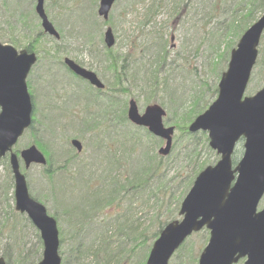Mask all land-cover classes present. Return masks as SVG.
Returning a JSON list of instances; mask_svg holds the SVG:
<instances>
[{"label":"rangeland","instance_id":"374dc122","mask_svg":"<svg viewBox=\"0 0 264 264\" xmlns=\"http://www.w3.org/2000/svg\"><path fill=\"white\" fill-rule=\"evenodd\" d=\"M258 1L117 0L104 21L97 13L99 0H45L46 13L60 34L55 39L43 31L35 0H0V41L18 51L29 47L37 56L27 77L36 125L13 150L19 154L36 145V140L43 144L36 146L48 166L25 168L21 162V171L30 195L58 218L60 249L66 252L64 259L68 256L67 264L78 262L72 261L71 253H79V248L87 249L84 264H143L164 226L182 218L181 203L195 177L220 159L209 145L207 132H191L192 122L185 132L182 125L196 110L199 115L216 100L232 49L264 13V8L255 12L256 18L243 31L244 15ZM108 27L115 36L111 48L104 43ZM109 50L118 55L119 67L125 64L118 85L109 67L113 61ZM65 57L94 71L105 88L78 81L64 65ZM263 87L264 32L244 96H253ZM130 99L140 113L150 104L166 111L164 125L175 128L168 155L158 154L165 145L162 138L127 117L122 119L123 105L128 107ZM47 121L56 123L52 135L44 136L45 142L35 133L48 126ZM73 138L83 144L80 153L71 145ZM192 141L197 145L196 156L188 154ZM243 153L242 139L234 150L235 164ZM44 168L48 174L54 171L52 188L49 181L53 179ZM115 179L118 186L126 187L114 192ZM13 180L7 155L0 160V256L7 257L8 264H38L43 252L40 232L26 214L15 210ZM95 199H101L98 210L81 235L80 212ZM263 207L264 196L258 208ZM104 237L110 245L100 250ZM208 238L207 229L192 234L169 264H198ZM79 241L85 246H79Z\"/></svg>","mask_w":264,"mask_h":264},{"label":"water","instance_id":"95a60500","mask_svg":"<svg viewBox=\"0 0 264 264\" xmlns=\"http://www.w3.org/2000/svg\"><path fill=\"white\" fill-rule=\"evenodd\" d=\"M44 1L36 3L42 27L46 33L59 38L45 12ZM115 1L100 0L99 16L108 19ZM263 32L264 13L232 49L227 70L218 84L217 99L191 123V132H208L209 145L221 158L198 174L182 202V220L166 224L146 264H169L186 238L204 226L210 229V239L198 264H234L243 258L244 264H264V207L258 210L264 195V88L253 96H244ZM104 41L109 48L114 45L111 28L105 32ZM36 61L34 52L18 51L0 42V159L10 152L16 209L26 213L40 230L44 251L38 264H61L57 222L48 215L44 205L30 196L19 158L13 152L19 137L32 124L33 104L26 78ZM65 64L92 85L104 88L95 72L70 58H65ZM127 114L130 121L147 126L153 134L166 140L160 154L171 151L175 128L164 126L162 118L166 112L160 105H149L140 114L136 101L131 99ZM240 139H244V153L233 168L232 155ZM72 144L81 151L79 140H72ZM20 155L26 168L32 163L46 164L44 154L35 145L25 148ZM0 264H6L2 257Z\"/></svg>","mask_w":264,"mask_h":264},{"label":"trees","instance_id":"16d2710c","mask_svg":"<svg viewBox=\"0 0 264 264\" xmlns=\"http://www.w3.org/2000/svg\"><path fill=\"white\" fill-rule=\"evenodd\" d=\"M253 6H255V7H253ZM255 8V9H254ZM263 8H264V0H259L258 1V3L257 2H253L252 3V8H250V9H247L248 11L246 12V14L244 15V18L246 19L245 20V24L247 25V26H245V27H243V31L244 30H246V28L248 27V25L251 23V20L253 19V18H256V14H255V12H259V11H262L263 10ZM232 26V25H231ZM241 28V27H240ZM239 28V29H240ZM1 39H3V40H6L5 38H1ZM8 41L9 42H11V43H13L14 45H18L19 43H18V41H16V39H14V38H12V37H9L8 38ZM7 42V41H6ZM19 46V45H18ZM26 49L28 50V51H30V48L29 47H26ZM110 52H109V58L111 59V61H112V63L110 64V69L111 70H113V72H115L114 74H115V85H118V84H120V82H121V79H122V75H123V73L125 72V64H122L120 67H119V65H118V61H117V54H114L113 53V51L112 50H109ZM111 52H112V54H111ZM115 55V56H114ZM125 58V57H124ZM126 59H124L123 60V62L125 61ZM122 89V88H121ZM115 90V89H114ZM218 90V89H217ZM195 109L194 110H196V106L194 107ZM126 110H127V104L125 103L124 105H123V109H122V112H123V117H122V119L123 120H126ZM194 112V111H193ZM198 113H199V111H197L196 110V112H194L193 113V115H191L190 117H189V119H188V121H187V123L185 124V125H182L184 128L182 129L183 131H185V132H188V126H189V124H190V122H192L193 121V118L196 116V115H198ZM36 119H33V125L31 126V129H30V131H33V128H34V126L36 125ZM48 122V121H47ZM55 121L52 123V122H48V126H47V124L43 127L44 129H42L41 128V130H40V132H38V134L37 133H35V137H38V138H41L42 140H44L45 141V139H44V136H50V135H52L51 133H53L54 132V130H55ZM194 137V139L196 138V136H193ZM194 139H193V141H194ZM193 141L191 142V144L190 145H187V149H188V154L190 155V156H196V153H197V145H194L193 144ZM45 142H48V141H45ZM34 143L36 144V145H38V147H40L41 148V145L40 144H42L41 142H39V141H34ZM43 145V144H42ZM188 155V156H189ZM234 162V161H233ZM159 164H157V166H158ZM150 166V165H149ZM45 170H44V173L46 174V176L49 178V179H53V180H50L49 182H50V184H51V188H52V186H53V184H52V182L53 183H55V180H54V177H53V173H54V171H51L50 172V174H48V170L46 169V168H44ZM200 169H202V167L200 168ZM154 170V169H153ZM59 171V170H58ZM53 174V175H52ZM153 174V173H152ZM118 184H119V181L118 180H114V192H117L119 189H121V188H125L126 186L124 185V184H120L119 186H118ZM135 185L136 186H139L138 185V183L136 184L135 183ZM97 210H98V208H97ZM57 220H58V218L57 217H55ZM79 226L81 227V228H83L82 230H81V235L82 234H84V233H86V230L85 229H87V227L85 226V224L84 223H82V222H80V224H79ZM77 231H76V229H75V233H76ZM105 239H101L100 241H101V243L100 244H98V246H99V248H100V250H101V246H108V245H110V243H108L109 241H108V238H106V237H104ZM82 241H79V246L80 245H82V246H85V244L84 243H81ZM104 243H107V245H105ZM89 246V245H88ZM90 248L92 249V246H90ZM85 250H87V249H85ZM85 250H83V252H81V250H80V248H79V253H71V259H72V261L73 260H78V262H74V264H84V261L82 260L83 258H84V252H85ZM99 254L101 253L100 251H98V249L96 248L95 249ZM63 253H66L65 252V250L63 251L62 250V254ZM95 255V257L96 258H98V256L96 255V254H94ZM114 255H111V257L110 258H112ZM6 259H7V257H5ZM63 259H64V256H63ZM67 259H68V256H67V254H66V258L64 259V261H63V264H67ZM86 262V261H85ZM99 261L98 260H96L95 261V263H98ZM86 264V263H85ZM143 264H145V262H143Z\"/></svg>","mask_w":264,"mask_h":264},{"label":"flooded vegetation","instance_id":"af4514ba","mask_svg":"<svg viewBox=\"0 0 264 264\" xmlns=\"http://www.w3.org/2000/svg\"><path fill=\"white\" fill-rule=\"evenodd\" d=\"M79 64V62H78ZM81 65V64H80ZM82 66V65H81ZM72 73V76L75 77L78 81L79 79L82 80V81H86L88 82L87 80L83 79V78H80L79 75H76L74 74L73 72ZM89 83V82H88ZM100 200L98 199H95L93 204L91 203H87V205L84 206V209L81 210L80 214H81V219H82V223L84 224H89L88 221L90 220V216L92 217L91 214H95V212L97 210H95V208L97 207V204L99 203ZM101 202V201H100ZM91 211V212H90ZM90 222V221H89Z\"/></svg>","mask_w":264,"mask_h":264}]
</instances>
